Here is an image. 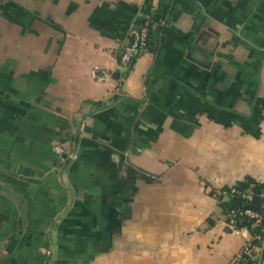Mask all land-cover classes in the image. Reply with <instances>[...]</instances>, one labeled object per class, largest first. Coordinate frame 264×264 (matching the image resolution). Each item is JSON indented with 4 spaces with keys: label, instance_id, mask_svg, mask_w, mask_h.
Returning a JSON list of instances; mask_svg holds the SVG:
<instances>
[{
    "label": "crops",
    "instance_id": "0c3cea01",
    "mask_svg": "<svg viewBox=\"0 0 264 264\" xmlns=\"http://www.w3.org/2000/svg\"><path fill=\"white\" fill-rule=\"evenodd\" d=\"M144 3L0 0V264H232L250 239L219 192L264 182V0H152L121 73Z\"/></svg>",
    "mask_w": 264,
    "mask_h": 264
},
{
    "label": "trees",
    "instance_id": "16d2710c",
    "mask_svg": "<svg viewBox=\"0 0 264 264\" xmlns=\"http://www.w3.org/2000/svg\"><path fill=\"white\" fill-rule=\"evenodd\" d=\"M142 11L143 15L151 16V30L149 33L147 47V51H149L152 50L154 45V32L156 31V29L154 30V25L157 23V17L152 13V0H145ZM233 188L242 193H251L253 195L259 196L260 203L256 208L253 209L264 212V182L257 181L252 177H247L244 180L238 182ZM244 205L245 202L238 195H229L228 199L220 204L222 216H225L233 209H243L245 208ZM252 223L253 220L249 218H238L239 228H246L249 231L251 237L259 236L260 239L250 240V242L248 243V252L246 250V247L244 246L243 250L232 264H261V260L264 259V221L255 229L251 227Z\"/></svg>",
    "mask_w": 264,
    "mask_h": 264
},
{
    "label": "built area",
    "instance_id": "2783aa9c",
    "mask_svg": "<svg viewBox=\"0 0 264 264\" xmlns=\"http://www.w3.org/2000/svg\"><path fill=\"white\" fill-rule=\"evenodd\" d=\"M150 23H151V16L150 15H143L142 23L139 25V29L134 31L129 39L126 41V44L121 52L119 57V68L120 72H124L125 70L129 69L132 62L135 60L136 56L145 53L148 47V39L150 33ZM55 151L58 155L65 154V148L62 146H57ZM73 158V157H72ZM229 195H238L245 204H252L253 199L256 195L242 193L237 191L235 188H227L219 192V203L221 204L226 199H228ZM245 217L253 220L251 225L252 228H257L260 226L264 221V212L260 210H255L253 208H243V209H233L228 214L223 216L224 223L230 231L239 234L241 232V228L238 227V218ZM252 239H260L259 236H250V239L246 242L245 247L248 252V243ZM264 241V240H263ZM261 264H264V260Z\"/></svg>",
    "mask_w": 264,
    "mask_h": 264
},
{
    "label": "water",
    "instance_id": "95a60500",
    "mask_svg": "<svg viewBox=\"0 0 264 264\" xmlns=\"http://www.w3.org/2000/svg\"><path fill=\"white\" fill-rule=\"evenodd\" d=\"M139 29V28H138ZM120 74L116 75V79H119ZM260 203V197L259 196H255L253 199L252 204H245L244 207L245 208H256Z\"/></svg>",
    "mask_w": 264,
    "mask_h": 264
}]
</instances>
